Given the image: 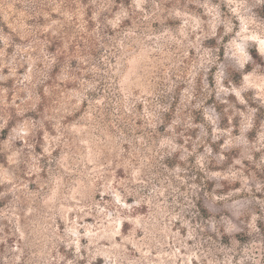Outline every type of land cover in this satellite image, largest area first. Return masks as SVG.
<instances>
[{"label": "rangeland", "instance_id": "1", "mask_svg": "<svg viewBox=\"0 0 264 264\" xmlns=\"http://www.w3.org/2000/svg\"><path fill=\"white\" fill-rule=\"evenodd\" d=\"M0 264H264V0H0Z\"/></svg>", "mask_w": 264, "mask_h": 264}, {"label": "trees", "instance_id": "2", "mask_svg": "<svg viewBox=\"0 0 264 264\" xmlns=\"http://www.w3.org/2000/svg\"><path fill=\"white\" fill-rule=\"evenodd\" d=\"M253 55V57H255L256 58V56H257V59H258V61H260V63L261 64H263V62H261V61H263V60H260V56H259V54L258 53H256L255 55L254 54H252ZM85 104H87V101L85 102ZM176 110V105H172L171 106V108H170V110H168L167 112H165L164 113V118H165V120H171L172 119V117H171V115H172V113L174 112Z\"/></svg>", "mask_w": 264, "mask_h": 264}]
</instances>
